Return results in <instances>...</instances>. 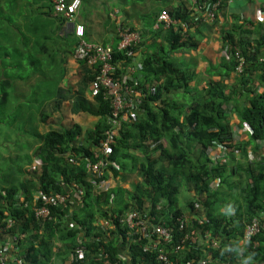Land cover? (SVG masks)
Here are the masks:
<instances>
[{
  "label": "trees",
  "instance_id": "1",
  "mask_svg": "<svg viewBox=\"0 0 264 264\" xmlns=\"http://www.w3.org/2000/svg\"><path fill=\"white\" fill-rule=\"evenodd\" d=\"M4 1L13 4V0H0L1 12L6 13ZM204 3L210 1L199 0V4ZM229 3L230 0H223L222 13ZM257 6L264 12V1ZM35 7L37 15L32 24L26 26L30 35L23 36V48L14 46L15 27L5 25L0 31V151L9 142L13 146L8 157L0 152V227L4 229V238L8 237L18 249L13 251L15 260L9 264H103L100 260L103 254H107L114 264H164L158 260L160 251L176 264H199L202 259L208 264H236L241 259V249L244 250L242 264H264V157L259 156L260 143L264 141V62L260 61L264 56V24H256L254 19L242 22V16L234 14L230 28L222 31L224 46L230 54L226 77L237 72L239 62L235 50L239 49L244 58L241 82L246 85L248 74L257 75L254 81L263 87L262 92L245 89L249 93L248 104L240 105L239 101L233 104L232 97L213 83L205 93L207 98L198 91L192 100L180 104L174 99L165 100L163 95L179 90L187 95L191 93L195 75L177 66L169 55L199 46L190 31L196 24L205 22L203 16L201 22L197 20L200 13L193 0H82L76 21L85 26V39L111 45L117 69L120 63H134L144 37L148 35L162 38L169 47L168 52L163 47L160 53L142 61L143 72L135 76L141 80L146 95L143 113L136 122H123L111 145L110 159L121 169L114 174L123 172L122 179L126 180L127 174L137 172L141 181L133 185L132 191L118 187L99 193L92 185L95 176L89 173L87 162L95 160L94 155L112 126V108L103 89L96 94L95 103L86 96L89 87L95 85L99 65L90 67L86 61H78L77 90L64 87L60 78H65L69 60L61 59L62 67L57 68V53L65 49L58 42L50 50L41 40L70 39L68 52L75 58L78 39L72 32L62 34L66 20L54 13L51 1L34 0ZM9 10L8 20L12 25L15 21L10 15L16 11L13 6ZM116 10L118 13L114 18ZM163 10L178 22L168 30L155 28ZM181 24L189 27L188 37L184 40ZM95 26L100 27L98 31ZM122 27L137 30L142 35V42L134 47L136 55L133 57L118 51V30ZM16 31L21 32V28L17 27ZM45 54H48L50 66L42 62ZM15 55L22 60L13 59ZM27 75H34L37 83L29 96H23L22 105L18 103L22 97L17 96L15 86L19 80L30 81L32 77ZM155 82L158 86L152 87ZM37 91L41 92L38 98ZM232 94L237 95L236 92ZM67 101L72 114L98 118L93 129L73 124L67 129L60 125L41 133L34 122L35 129L31 132V105L40 103L38 113L41 112L40 121L45 123L50 115L54 118ZM25 105L30 114L23 113ZM228 110L237 115L240 128H249L248 142L236 141L233 125L226 119ZM27 135L35 137L34 141L28 139L33 158L24 161L19 147ZM253 143H256L253 152L257 158L249 161L247 148ZM217 148H222L224 155L212 159L211 152ZM236 150L242 153L243 160L236 161ZM217 179L221 181L220 187L228 184L232 196L236 197L235 202L223 201L224 204L236 203L232 204L235 207L232 215L215 210L221 200L219 188L215 191L212 187ZM76 186L84 190V195L80 212L73 215L74 227L69 224L73 214L70 206L53 205L48 218L38 220L35 217L33 196L38 193L48 197L56 192L68 194ZM184 187L188 191L193 187L196 197L188 201L189 222L181 230L179 219L186 214L184 207L179 206V196ZM124 194L128 199L120 198ZM111 201L115 204L114 209H111ZM130 211L141 212L147 219L156 217V223L172 232V241H158L151 231L149 237L139 238L132 231H123L119 225L117 232L107 235L99 224L100 220L118 224V219ZM254 218L261 219L262 223L261 233L255 238L260 247H241L245 227ZM10 224V229L6 230ZM191 234L200 238L199 243L181 245L182 239ZM206 237L219 241V247L209 248ZM155 243L158 244L153 247ZM178 246L184 249L176 253Z\"/></svg>",
  "mask_w": 264,
  "mask_h": 264
},
{
  "label": "built area",
  "instance_id": "2",
  "mask_svg": "<svg viewBox=\"0 0 264 264\" xmlns=\"http://www.w3.org/2000/svg\"><path fill=\"white\" fill-rule=\"evenodd\" d=\"M53 5L55 13L66 20V27L70 29L75 37L78 39L76 47L75 58L77 61H86L90 67L99 65L98 75L96 77L94 91L97 94L100 88L103 89L104 96L110 102L112 108L111 128L106 131L105 139L102 141L101 146L98 148L97 153L94 155V161L88 160L87 169L89 173L93 174L95 178L92 180V185L99 192H106L109 190V185L105 179L109 172L120 171V166L117 162L110 159L112 152L111 145L114 137L117 135L118 130L121 128L123 122L133 123L132 117L136 112L143 110L142 105L146 100V95L141 87V80L135 75H139L143 72L142 63L135 62V66H124L118 69L114 63V48L111 45H102L97 42H89L85 39L86 28L83 24L77 23L76 15L82 7V0H49ZM210 3L199 4V0H193V4L199 16L197 20L201 22V16L204 17V22L214 23L222 15L221 8L223 0H209ZM232 0H230L231 2ZM117 11L113 17L117 15ZM196 17V14H193ZM259 19L264 20V12L260 11L258 14ZM178 22L171 17L167 10H163L159 17L156 29L162 27L164 30H168L171 27L177 25ZM182 25V37L183 40L188 37L189 27L187 24ZM119 45L118 51L124 52L126 56L133 57L135 54L134 47L142 42V35L137 30H132L128 27H122L118 30ZM225 55L229 58L230 54L225 51ZM235 57L239 62L237 72L242 73L244 71V58L239 49L235 50ZM135 61V60H134ZM260 147L264 149V141L260 143ZM263 155L260 157L262 158ZM216 159V158H215ZM256 160L253 157L252 160ZM84 195V190L76 186L75 189L68 194L56 192L49 197L40 193L33 196L32 204L35 217L38 220L46 219L51 214L50 207L56 206H71L75 200H81ZM42 202V204H41ZM118 224L110 221H99L100 226L105 230L106 234H110L112 231L117 232L118 225L122 230L132 231V234L141 238V236L149 237L150 231L156 235L158 241H164L170 243L173 239L172 232L165 226L156 223V217L147 219L146 215L138 211H130L125 216L118 219ZM180 229L184 230L188 226L189 219L187 217L179 219ZM11 224L7 226L10 229ZM71 227H74L71 225ZM262 224L261 219L254 218L245 227L240 245L246 247L253 245L254 249L260 247V242L255 241V238L261 233ZM4 234V229L0 227V237ZM5 245L9 248L5 249V254L0 251V264H5L9 260V256L13 254V251H17L16 245L5 236ZM200 238L194 234L186 235L181 245H187V243L197 244ZM203 243V242H202ZM158 244V243H157ZM155 243L153 247H156ZM206 244L209 248H218L219 241L206 237ZM0 249H2L0 247ZM184 247L178 246L176 253H179ZM12 252V253H11ZM8 254V255H7ZM264 254V253H263ZM241 258V257H240ZM5 260V261H4ZM103 264H114L110 261L108 255L100 257ZM158 260L164 264H176L174 260H171L164 252L160 251ZM4 261V262H3ZM14 262V260H13ZM199 264H208V261L202 259Z\"/></svg>",
  "mask_w": 264,
  "mask_h": 264
},
{
  "label": "crops",
  "instance_id": "3",
  "mask_svg": "<svg viewBox=\"0 0 264 264\" xmlns=\"http://www.w3.org/2000/svg\"><path fill=\"white\" fill-rule=\"evenodd\" d=\"M238 1H233L232 0L229 3L228 8L220 16V19L218 20L219 21L218 23H216V22H214V23L207 22V23H203V24H199L198 23L195 26H193L192 30L190 31V34L193 37H195V39L198 41V43H199L198 48L190 49L191 51H189V49H187V48H184V49H181V50H179L177 52L171 53V55H169L171 60L175 59L176 57L180 58L181 56H184L185 58H183V60L181 62H179V64H180L179 67L181 69L185 70V71L190 72L191 74H194L195 77H196L197 74H203L202 75L203 78L200 81V85H199V87H200L199 91L202 92L205 96H206V94H205L206 91H209L210 84H213V83H216L219 86H221L222 87L221 89L223 90V92H225L229 88V92L230 93L231 92L232 93L236 92L238 97L239 96L243 97L244 94H247V96H249V93L246 92L245 89H247L249 91L251 89H253V90H256V92H262V90H263V87H261L259 85V83L254 81V78L257 75L250 76L248 74L247 76L249 77L248 78L249 80L246 83V85H244L241 82L242 76H241V73H239V72H231L229 77H226L227 76L226 74L228 73V70L226 71V69H227L226 65H228L227 61H229L230 58H228L225 55L226 47L224 46V42H223V38H222V31L230 28V26L232 24V23H230L229 24L230 26L226 27L227 14L228 13L232 14L231 13L232 6H235V9H236V12L233 13L232 15L236 14V15L242 16V19H243L242 22H245L246 20L249 21V20H253L254 19V20H256V22H255L256 24H264V20L261 21L259 19V17H258L259 12L261 11L258 8V6L256 8L257 16L255 15L252 18V17H249V14L246 11H241L242 9L241 10L239 9V6H240V8H242V7H241V3H240L241 0L239 2ZM245 1L250 2L249 0H245ZM263 1L264 0H257V2H259L258 4H261ZM255 14H256V12H255ZM77 19H79V18H77ZM232 22H233V20H232ZM66 24L64 25V28H63V31H62L63 35L65 33H67L66 29L68 30V32H71L70 29H68L66 27ZM137 27H138V24H137ZM144 38L145 39H144L143 44L141 45L140 49L138 50V53H137V56L135 58L134 63L125 64V65L122 64L124 66L123 68H125L126 66H135V62H137V61H138V63H142V65H143L142 61L144 60V58H146L147 56L153 55L154 53H160V51L163 48V43H164L162 38H154V37H151L150 35H148L147 37H144ZM142 54H144L145 56L142 55ZM189 60H192L196 64L195 68L190 69L187 66ZM260 61L264 62V56L260 57ZM69 62H70V66H72V64L73 65L75 64V65H74V69H72V72L70 71V68H68V73L66 75L69 74L70 77H72L71 74L74 73L75 69H77V68H78V71L80 73L79 62L76 60V58L71 57ZM218 67H221L222 69H224L225 72L220 70ZM212 68L215 69L214 70L215 71L214 74H211ZM209 71H210V74H209ZM27 76H30V75H27ZM33 76L34 75L30 76V77H32V79L30 78L31 80L28 81V82L27 81L25 82L23 80H19L20 82H18L16 84L15 89L17 91V96L22 97L19 100V102H18L19 104L21 103L22 105H24L23 104V101H24L23 96H26V97L29 96L30 92H31V88H35V85L37 83V79H35V77H33ZM65 79L68 80V81L69 80L71 81V79L68 78V77H66ZM78 81L79 80L73 81L74 85L72 87L67 84L68 88L72 89V90H77ZM218 85H215V86H218ZM157 86H158V84L156 82L153 83V85H152V87H157ZM23 89H24V91H27L26 94H24V95L21 94V91ZM183 93H184L183 90L172 91V92H169V93L165 92L164 95H163V98L165 100H172V99H175V97L177 95H181L182 94V97H184ZM195 94H196V92H193V93L189 94V96L191 97V100L193 99V96ZM86 96H87V99L90 102L95 103L96 94H95L93 85H91L89 87V89L87 90ZM206 98H207V96H206ZM184 101L182 103H184ZM239 102H240V105H246V104H248V98L240 99ZM46 103H48V101H46ZM179 103L181 104V102H179ZM35 104L36 103L31 105V107H32V122H37L36 126L39 127L38 129L40 130V132L41 133H46L50 129L47 130L46 132H44L42 130V125L44 126L46 122L44 123V122L40 121L41 120V112L39 114L38 113L39 112L38 109L41 107V105H40V103H37V107L35 108ZM64 107L67 109V111L70 114L71 113L70 112L71 106H70V103L68 101L64 103ZM22 111H23L24 114H28V113L30 114V111H29V109H28V107L26 105H25V107L23 108ZM142 113H143V110L136 112L135 116L132 117L134 122L137 121V117L141 116ZM56 114L57 113H55V115H54V118H53L54 120L58 119L61 116L60 113H58V116ZM80 115L83 116L85 114H80ZM30 117H31V115H30ZM75 117H76V115L71 113L70 118L71 119L74 118V120H76ZM80 118H84L85 119L86 117H81L80 116ZM97 119L98 118L96 117L93 121L96 120V122H97L98 121ZM226 119L228 120V122L231 123V125H233V130L235 131V139H236V141L237 142H248L249 139H250L249 132H248L249 128L248 127H243V128L239 127V120H238L237 116L233 113V111H231V110L227 111ZM25 120L28 121L29 120L28 117H26ZM77 124L81 125L80 123H77ZM28 126L29 125H27V127ZM247 150H248V154H247L248 160L249 161H255V159L252 160L253 157L257 158V155L254 154V152H253V150H254L253 146H249L247 148ZM234 154H235V157H236L235 158L236 161L241 160V159L243 160L244 157H243V155H242V153L240 151L236 150L234 152ZM223 155H224L223 149L222 148H217V149H215V150H213L211 152L210 156H211L212 159H215V158L217 159L218 157H221ZM262 155L264 157V149H262L260 147L259 156L261 157ZM133 173L127 174L126 175V177H127L126 180L122 179V177L124 176L123 172H120L119 175L114 174V172H111L110 174H108L106 180H107V182H108V184L110 186V190H115L118 187H122L125 190H131L132 191L133 190V185L138 184L140 182V181H137L136 183L131 184V181H128L130 175L133 174ZM135 173H136V175L138 177H140L137 172H135ZM215 182H219V181L217 180ZM214 184H217V183H214ZM113 196H112V198H113ZM112 200L114 201V199H112ZM113 201H111V203H110L111 204V209L115 208V204H114ZM70 207H71V211L73 212V214L69 217L70 218L69 221L71 220L69 222V224H70V226L71 225L75 226V221L72 220V219H73L74 213L75 212L79 213L80 210H81V207H82L81 200H75ZM243 252H244V250L241 249V252H239L241 259H240L239 263H236V264H242L243 263V261H244ZM123 258H127V257L124 256ZM9 259L11 261L15 260V256L13 257V255H10Z\"/></svg>",
  "mask_w": 264,
  "mask_h": 264
},
{
  "label": "rangeland",
  "instance_id": "4",
  "mask_svg": "<svg viewBox=\"0 0 264 264\" xmlns=\"http://www.w3.org/2000/svg\"><path fill=\"white\" fill-rule=\"evenodd\" d=\"M15 1L16 2L14 3V0H13V4L10 1H4L5 2L4 9L6 10V13L1 12L2 9H0V31L4 28L5 25L11 26V27H15L14 32H13V38L14 37H17V38L16 39L14 38V40H15V45L14 46L15 47H20V48L22 47L23 48L25 46V42L23 41L24 40V37L30 35V33L28 32V30H26L27 29L26 26L28 27V25L32 24V21L34 20V18L37 15L36 11L38 9L36 7L33 8L34 0H21L20 2L19 1L17 2V0H15ZM240 3H241V7L242 8H240V6H239V9L240 10L242 9L241 11H246L249 14V17H252V18L255 15L257 16L256 8H257V5L259 3V2H257V0H255L254 2H247L245 0H241ZM11 6H13L15 8V11H16V14H17V15L16 14H11L10 15V17L15 21L14 24H12V25H10L9 20H8V14L10 13L9 8ZM235 12H236L235 6H232L231 13L233 14ZM255 12H256V14H255ZM232 14H230V13L227 14V24H226V27L227 26H230L229 24L232 23V20H233V15ZM95 20L99 24V21L97 20V17H95ZM22 25H24V26H22ZM17 27H20L21 28V32L16 31V28ZM140 27L142 29L144 28V26H140ZM99 28H100L99 26L98 27L95 26L96 31H98ZM66 31L68 32L67 29H66ZM6 32H7V30L5 28L4 34ZM3 39L5 40V38H3ZM41 42H45V46L49 47L50 50H52L54 48V45H56L58 42H60L61 45L63 46V48L65 49V50H59V53H57V59H58L57 68L58 67H62L61 66V63H60L61 62V59H63V60H69L70 61L71 54L68 52V51H70V44H71V40L70 39H61V38H59V40H56V39L55 40H44V38H42ZM42 44H44V43H42ZM163 47L165 49V52H168L169 51V47H168V45L166 43H163ZM189 51H191V50H189ZM142 55H144V54H142ZM25 58H27V57H25ZM183 58H185V57L184 56H181L180 58L176 57L175 59H173V61L177 64V66H180L179 62H181L183 60ZM13 59H15L17 61L22 60L19 57V55H15V58H13ZM41 59H42V62L45 61L50 66L48 54H45ZM25 61H27V60H25ZM69 61H68V63H66V66H65L66 69H67V73H68V68H70V71L72 72V69H74V65H75V64L73 65L71 63L72 66H70V62ZM7 62L10 63L9 61H7ZM187 66L190 69H193V68L196 67V64L192 60H189ZM213 68H212L211 74H214V72H215L214 71L215 69H213ZM218 68L220 70L224 71V69H222L221 67H218ZM20 72H23V71H20ZM57 73L59 74L58 76L60 77V72L57 71ZM209 74H210V71H209ZM79 75H80V73H79L78 68H77V69H75V72L71 74L72 77H70L69 74L66 75V77L70 78L71 81L70 80L69 81L66 80L65 79L66 77L64 79L60 78L61 84L64 87H68L67 84L72 87L74 85L73 84V81L79 80ZM202 75L203 74H197L196 77H194L193 81L191 82V90H190L191 93L198 92L199 91L200 81L203 78ZM18 82H20V81H18ZM50 82H53V80L50 81ZM26 92L27 91H24V89H23L21 91V94L24 95V94H26ZM39 93H41V92L39 91ZM39 93L37 91V98L41 95ZM224 93L227 96L232 97V100H234V103L233 104H235V102L239 101L240 99L249 98V96H247V94H244L243 97H240V96L238 97V95L233 96V94L229 92V88ZM183 96H185V97H182V94L181 95H177L174 100L177 103L178 102H181L182 103L184 100L187 101V102H189L191 100V97L189 95H187L185 92L183 93ZM36 107H37V103L35 104V108ZM59 113H60L61 116L58 118V120L57 119H55V120H57L60 123H57L53 119V115H50L49 116L50 118L47 120V122L45 123V125L44 126L42 125V130L44 132H46L47 130H49L51 127H59L60 125H62V127L64 129H67V128H70L73 124H77V123H80L84 129L89 130V129H93L94 124L96 123V120L93 121L96 117H94L93 115H87V114H85L83 116L80 115V114L79 115L78 114L77 115L75 114L76 115V117H75L76 120H74V118L71 119L70 118L71 113L69 114V112L67 111V109L65 107L62 108V110L59 111ZM56 115L58 116V113ZM80 116L81 117H86V118L85 119L84 118H80ZM34 124H36V123L33 122L30 125L31 132L35 129L34 128L35 127ZM28 139L30 141H34L33 139H35V137L34 136H28L27 135L26 136V139L23 141V143L20 144V147H19L20 150H21V152H23V158H24L23 160L24 161H26L25 158H28V157H30L31 159L33 158L32 151H30V149L32 148V144H29V142H28L29 140ZM9 141H10V139H9ZM9 144H10V142L5 145V148L4 149H2L0 151L6 157H8L13 152V146L12 145H9ZM251 145L255 147L256 146V143H253ZM24 161L21 163L22 165H24ZM217 180L219 182H214V183H217V184L212 183V186H213V188H214L215 191L219 188V198L221 200H220L219 205H217L215 207V210H217L220 214H223V215H225L227 212L229 213V215H232V214L235 213V207H234V205L236 203L235 204L234 203L224 204L223 201H232V202H235L233 200H236V197H233L232 196V194H231L232 190L229 188V185L228 184H223V186L220 187L221 181H220V179H217ZM128 181H131V184H133V183H136L137 181H141V178L138 177L136 175V173L134 172L133 174L130 175ZM233 181H234V178H233ZM134 190H135V188H134ZM233 193H234V191H233ZM123 197L125 199H128V195L127 194L122 195L120 198H123ZM195 197H196V195L194 193V188L193 187H192V189H190V191L186 190L185 187L181 189L180 196H179V206H183L184 207L185 214H186L185 216L186 217H188V215H189L188 214V211H187L189 209L188 201L189 200L191 201ZM237 199H239V201L241 200L240 197L237 198ZM220 204H223V205L221 206ZM232 204H234V205H232ZM240 204H242V203H240ZM101 221H103V220H101ZM2 236L0 237V247L2 248V249H0V251H3V253L5 254L6 253L5 252V249H8L9 247L4 244L7 239H5L4 236L3 237ZM11 245L13 246L14 244H11ZM9 262H12L13 263V261L7 260L5 262V264H9Z\"/></svg>",
  "mask_w": 264,
  "mask_h": 264
},
{
  "label": "clouds",
  "instance_id": "5",
  "mask_svg": "<svg viewBox=\"0 0 264 264\" xmlns=\"http://www.w3.org/2000/svg\"><path fill=\"white\" fill-rule=\"evenodd\" d=\"M219 20V19H218ZM71 31V30H70ZM72 32V31H71ZM73 33V32H72ZM113 172V171H112ZM111 172H109L108 174H110ZM109 185V184H108ZM108 191H110V186H109V190ZM108 191H106V192H108ZM99 193H101V192H99Z\"/></svg>",
  "mask_w": 264,
  "mask_h": 264
}]
</instances>
